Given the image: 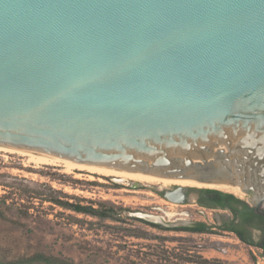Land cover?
I'll return each mask as SVG.
<instances>
[{"label": "water", "instance_id": "95a60500", "mask_svg": "<svg viewBox=\"0 0 264 264\" xmlns=\"http://www.w3.org/2000/svg\"><path fill=\"white\" fill-rule=\"evenodd\" d=\"M0 149L264 209V0H0Z\"/></svg>", "mask_w": 264, "mask_h": 264}, {"label": "rangeland", "instance_id": "374dc122", "mask_svg": "<svg viewBox=\"0 0 264 264\" xmlns=\"http://www.w3.org/2000/svg\"><path fill=\"white\" fill-rule=\"evenodd\" d=\"M132 182L138 181L0 149V264H44L31 261L35 255L76 264H264V250L222 227L229 210L200 205L195 191L177 203ZM50 198L92 211L76 212ZM197 221L208 232L184 228ZM245 235L257 238L254 230Z\"/></svg>", "mask_w": 264, "mask_h": 264}, {"label": "trees", "instance_id": "16d2710c", "mask_svg": "<svg viewBox=\"0 0 264 264\" xmlns=\"http://www.w3.org/2000/svg\"><path fill=\"white\" fill-rule=\"evenodd\" d=\"M202 192L209 195L208 198H203L198 202L200 205L210 207V208H220L227 209L231 212L232 217L230 225L226 226L225 229H228L234 232L242 241L252 244L256 247H259L264 250V210L260 208H255L249 206L245 201L236 197L231 192H225L218 189H201ZM49 201L70 208L76 212L81 213H91L90 208L83 207L79 204H70L68 202H63L58 198H50ZM1 213V212H0ZM1 215V214H0ZM239 217L243 222L247 223L250 227L259 230L257 238L255 241L248 240L246 233L242 230L238 224H235L236 218ZM151 223V222H150ZM152 224V223H151ZM153 225L157 226V224ZM185 229L191 232H208L209 226L201 221L194 222L190 226L184 227ZM31 261H40L44 264H76L72 261H63L56 259L54 257H48L43 255H35L30 258Z\"/></svg>", "mask_w": 264, "mask_h": 264}, {"label": "flooded vegetation", "instance_id": "af4514ba", "mask_svg": "<svg viewBox=\"0 0 264 264\" xmlns=\"http://www.w3.org/2000/svg\"><path fill=\"white\" fill-rule=\"evenodd\" d=\"M187 187H189V186H181V185L172 184V183H160L159 185H152V186H149L146 184H140V185L136 186L135 188H139V189L140 188H148V189L154 190L155 192H157L158 194H160L162 197L169 200L170 202H178L181 200H184V202H185L188 199L190 191H195L197 202H200V200L203 198L209 197L208 194L202 192L201 190L190 189ZM165 193H169V195L171 196L172 199H168L165 196ZM253 207L257 208L256 206H253ZM258 208H260V207H258ZM234 222H235V224H238L242 230H244V233L249 234V233H251V230H254L255 232H257V234L259 233V230L250 227L247 223L243 222L239 217H237ZM228 225H230V223L227 222L222 227L225 229L226 226H228ZM225 230H228V229H225ZM228 231H230V230H228Z\"/></svg>", "mask_w": 264, "mask_h": 264}, {"label": "bare ground", "instance_id": "6f19581e", "mask_svg": "<svg viewBox=\"0 0 264 264\" xmlns=\"http://www.w3.org/2000/svg\"><path fill=\"white\" fill-rule=\"evenodd\" d=\"M33 160H36L38 162H48V161H52L50 159H45V158H41V157H36V156H32L29 155ZM66 165L69 166H76V167H80V168H85L90 170V172H97L99 174L102 175H106V176H111L115 179H119L122 177H129L133 180H136L138 182L141 183H147V184H160V183H172V184H178L181 186H197V187H212V188H217V189H222V190H227L229 192L232 193H237L238 191L235 188H232L230 186L227 185H223V184H219V183H209V182H205V183H190V182H180V181H171V180H165V179H158V178H152V177H146V176H140V175H134V174H128V173H122V172H117V171H111V170H105V169H99V168H93V167H87V166H81V165H75V164H69V163H65Z\"/></svg>", "mask_w": 264, "mask_h": 264}]
</instances>
